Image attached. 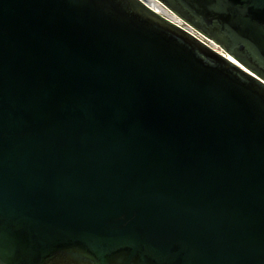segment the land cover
Here are the masks:
<instances>
[{"label":"water","instance_id":"1","mask_svg":"<svg viewBox=\"0 0 264 264\" xmlns=\"http://www.w3.org/2000/svg\"><path fill=\"white\" fill-rule=\"evenodd\" d=\"M158 1L0 0V264H264V0Z\"/></svg>","mask_w":264,"mask_h":264},{"label":"bare ground","instance_id":"2","mask_svg":"<svg viewBox=\"0 0 264 264\" xmlns=\"http://www.w3.org/2000/svg\"><path fill=\"white\" fill-rule=\"evenodd\" d=\"M149 4H151L154 8L161 12L169 13L174 16L173 13L169 12L158 0H147Z\"/></svg>","mask_w":264,"mask_h":264},{"label":"built area","instance_id":"3","mask_svg":"<svg viewBox=\"0 0 264 264\" xmlns=\"http://www.w3.org/2000/svg\"><path fill=\"white\" fill-rule=\"evenodd\" d=\"M181 24H182V25H185V23H184V22H182V21H181Z\"/></svg>","mask_w":264,"mask_h":264}]
</instances>
